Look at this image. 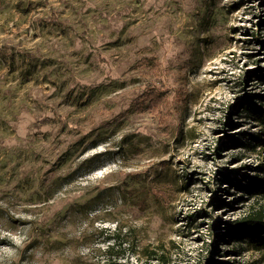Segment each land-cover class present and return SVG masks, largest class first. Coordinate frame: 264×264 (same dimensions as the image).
<instances>
[{
    "label": "rangeland",
    "instance_id": "rangeland-1",
    "mask_svg": "<svg viewBox=\"0 0 264 264\" xmlns=\"http://www.w3.org/2000/svg\"><path fill=\"white\" fill-rule=\"evenodd\" d=\"M263 92L264 0H0V264H264Z\"/></svg>",
    "mask_w": 264,
    "mask_h": 264
},
{
    "label": "trees",
    "instance_id": "trees-1",
    "mask_svg": "<svg viewBox=\"0 0 264 264\" xmlns=\"http://www.w3.org/2000/svg\"><path fill=\"white\" fill-rule=\"evenodd\" d=\"M256 76L257 78H260V80L263 77V75L262 76L256 75ZM256 97L258 98V102L264 105V92L257 94ZM159 99L160 96L157 93H155L150 99L151 102L148 108L157 105ZM260 104L259 105L250 104L249 106L246 105V107L248 106L247 109L253 112L256 121L260 123L261 131L259 134V138L262 144L264 145V108L262 109V106ZM228 141L235 142L233 138L229 139ZM255 168L264 171V168H262L261 166H256ZM237 173L238 172L236 170H231L229 171V173H226V175L224 176L226 181L232 184V186L239 187L240 189L245 191H249V189L253 185H259L264 188V179L254 175L251 177H247V179H245L241 183L239 182V180H237L236 177L230 176V174L236 175ZM216 200L218 199L216 198ZM225 236H227V239L234 236H245L253 245H255L257 249L260 248L264 249V213H262L261 211H257L253 213V215L239 217L238 219L233 220L232 223L230 225H227L225 227V230L220 234V238L223 242L225 241L227 242ZM110 248L112 247L108 246V249ZM214 250H217V247ZM146 253L148 254L149 252L147 251ZM207 264H217V263L215 262V259L211 257V259L207 262Z\"/></svg>",
    "mask_w": 264,
    "mask_h": 264
}]
</instances>
